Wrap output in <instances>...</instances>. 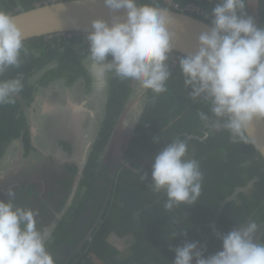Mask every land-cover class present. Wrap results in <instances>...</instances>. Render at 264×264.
Here are the masks:
<instances>
[{
    "label": "trees",
    "instance_id": "obj_1",
    "mask_svg": "<svg viewBox=\"0 0 264 264\" xmlns=\"http://www.w3.org/2000/svg\"><path fill=\"white\" fill-rule=\"evenodd\" d=\"M50 1L1 0L0 10L18 14L35 8L38 3L43 5ZM174 1L182 5L196 4L209 12H212L218 2ZM138 2L149 3L158 8L166 7L163 0ZM244 10L248 15L255 17L259 26L264 27V0H245ZM24 44L26 51L21 53L20 66L9 68L0 76V79L21 78L23 90L19 95H33V87L29 81L50 61H55L57 66L46 77H63L69 85L77 78L84 77L90 90L93 83L91 73L81 66L83 58L88 55V46L84 44L82 36H53L49 40L41 37L24 41ZM109 75L105 120L84 164L83 158L78 160L77 154L85 134L78 132L76 123L72 130L65 126L62 132L57 125L51 129L53 132L45 129L47 140L43 141V149L53 155L51 159L46 157V162L49 163L48 160L54 158L57 160V156L63 154L67 157L66 162L57 161L63 165L66 173L75 176L79 171L81 175L78 185L79 201L74 202L69 211L70 216L80 219L93 195L89 190L98 185V181L102 182L100 186L106 182L114 185L113 193L105 203L99 227L92 230L90 226H85V241L79 245L76 243V246L68 243L71 252L63 257L55 253L68 240H72L71 229L66 221H63V224L59 222L57 228H54L47 242V249L53 255L55 264H173L174 249L185 242H197L199 248L204 244L200 250L207 257L222 249V241L217 233L227 234L250 219L259 224L261 230L264 229V159L253 147L245 132L242 138L234 139L231 132L219 128L220 130L211 131V136L206 137L207 128L203 129L205 121L199 114L204 112L209 115V127L213 130L215 123L209 111L210 105L202 100L200 105L193 104L199 99H192L191 89L185 86L180 68L172 72L165 93L156 95L148 91L146 94V106L125 155V161L131 163L132 169L122 164V171L118 172L114 179L105 178L102 174L107 166L103 163V155L129 100L133 82L120 80L112 73ZM32 99L31 96L29 101ZM191 105L192 108L188 111L187 108ZM21 108L22 104L17 96L15 103L0 105V162L4 149L12 140L22 138L28 155L35 151L31 143L28 118ZM198 135L205 137V140ZM177 138L187 140V158L196 159L200 163L203 173L202 193L195 205H180L169 211L164 208L165 194L156 193L149 186L152 168L150 164H153L155 154ZM57 146L61 150H58ZM141 152L147 154V157L151 155L153 161L142 165L139 159ZM259 156V160L255 162L254 159ZM144 174H147L149 179H142ZM252 182L251 193L240 195L241 205L236 203V199L225 204L239 188H245ZM129 236L134 243L123 249L122 243ZM262 242L264 243V235Z\"/></svg>",
    "mask_w": 264,
    "mask_h": 264
},
{
    "label": "clouds",
    "instance_id": "obj_2",
    "mask_svg": "<svg viewBox=\"0 0 264 264\" xmlns=\"http://www.w3.org/2000/svg\"><path fill=\"white\" fill-rule=\"evenodd\" d=\"M103 3L113 14L111 23L95 19L87 34H79L87 35L83 38L88 46L90 70L100 82L112 73L120 80L136 82L145 92L159 95L167 91L172 72L180 68L192 99L210 105L217 129L223 128L234 137L242 138L255 121H264V27L258 25L253 15L246 13L245 0H218L212 12L196 4L182 5L174 0H163L164 8L141 4L138 0H103ZM193 6L203 9L210 18L188 12ZM167 9L210 25L198 36L195 51L185 56L173 51L176 34ZM122 10L123 15L116 14ZM71 34L77 33L47 37L72 38ZM24 40L15 18L0 10V76L9 68L20 66L21 53L26 51ZM172 53L180 57L174 66L168 63ZM94 86L92 83L89 90L86 83L89 91L95 92L97 86ZM22 90L20 77L0 79V105L15 103V97ZM107 104L108 98L105 114ZM26 106L30 104L27 102ZM199 115L205 125L208 124L207 130L210 129L209 115L204 112ZM87 125V131H80L85 137L92 128L89 122ZM36 147L38 151L43 149L40 144ZM187 156V140L177 138L154 158L149 186L154 192L165 194L166 210L195 205L201 196L200 163ZM142 179L149 177L144 174ZM15 196V191L9 188L6 199H0V264H55L47 249L52 227H37L38 212L16 205ZM259 228L255 221H249L227 234L217 233L222 249L207 257L200 250L204 244L199 248L197 242H185L174 249L173 264H264V243L256 239L260 236L256 237Z\"/></svg>",
    "mask_w": 264,
    "mask_h": 264
},
{
    "label": "flooded vegetation",
    "instance_id": "obj_3",
    "mask_svg": "<svg viewBox=\"0 0 264 264\" xmlns=\"http://www.w3.org/2000/svg\"><path fill=\"white\" fill-rule=\"evenodd\" d=\"M56 66H57V63L55 61H50L49 63L45 64V67L52 68V69L56 68ZM41 72H42V70L37 72L36 74H39ZM36 74H34L33 77ZM42 76H43V74H42ZM33 77L30 79V81L33 80ZM85 81L86 80L84 77H79L75 80V82L72 85H69V84H67V81L63 77L50 78V77H46V75H45L44 77H42L41 80L38 81L39 84H36L33 82H32V85L30 84L33 87V95H32L33 99L31 101H28V102L31 106L35 101V96L39 92L42 93V89L48 90L51 87L50 86L51 84L59 85V87L56 88L58 91L59 100L61 101V104H62V102H64V103L62 104L61 107H58L56 105H52V104H49L48 102H45V106H47L49 108L48 115L52 114L51 115L52 118L50 119V117H51L50 116L49 119L53 120L55 123L57 122V127H60L61 132L64 131L65 124L68 122L69 111H71L73 114H75V116L77 117V120L85 121V119H86V120H88V122L91 125L92 121L94 120L95 113H97L98 109H100V108L102 109L103 106H102L101 99L99 97L97 98L95 93L93 95L94 97L88 96V94L93 92V91H89L87 89ZM62 82H64L65 85H62L61 84ZM64 99H65V101H64ZM68 100L72 101L71 103L74 105L75 110L69 109ZM87 102H89L93 106L92 111L89 112L90 115H87L88 108H86V106H85ZM94 109H95V112H94ZM84 110H85V113H83V114L80 113V111H84ZM104 112H105V110H104ZM39 115L40 116L38 118V121H39V125H40V120H39L40 117L42 119L46 120L45 117H47V116L44 117L43 114H39ZM55 117H56V119H55ZM104 120H105V117H103V119L101 120L102 125H103ZM28 124H29V133H30V138H31V143H32L33 148L36 151H38V148L36 146L38 144H40L42 146V148L45 149V146L42 143L43 141H45V139L43 137L44 136L43 133L45 132L44 131L45 127H44V129H41L38 127V129L42 133L35 135V133L33 132V129H34L33 121H32V123H30V120L28 119ZM50 126H51V123L48 125L47 129H49ZM207 126H208V124L204 125L203 129L207 128ZM211 131L212 130H210V132ZM206 132H207L206 137H208L210 134L209 129ZM198 137L201 138L199 135H198ZM201 139L205 140V137H203ZM15 141H19L20 143L22 142L21 145L23 148H25L24 143L22 141V138L15 140ZM15 141L12 140L11 142H9L7 144V146H9L12 142L14 143ZM122 149H123V147H122ZM8 150L9 149H7V147L4 149L5 153H4V156L2 157V161L0 162V167L1 166L4 167L7 164V159H6L5 154H7ZM108 153L106 155L104 153V155H103V163L107 166V169L105 172H103L102 175L107 179L109 177H112L114 179L116 174L118 172L122 171V169H123L122 164H125V165L130 164V166H131V163H127L125 161L126 153H124L122 158L115 157V156L119 155V152L116 150L113 151L110 155H108ZM48 162L50 163V162H52V160H48ZM141 162L143 164V161H141ZM77 168H79V166ZM0 172H1V169H0ZM10 172H11V175H13V168H12V171L10 170ZM77 174H79V171ZM77 176L76 175L70 176L67 173H66V175H64L63 173L47 172V175H46L45 179L42 181V183H40L41 180L36 181L37 183H40V184L35 186V185L30 184L29 181L27 183L23 182L22 184L14 187L13 190L15 191L16 194L23 195L22 203L24 204V207H26V208H28V205H29V206H32L31 209L34 210V207L35 206L37 207L39 202H37L36 204H32L33 199L36 198V199L40 200V206H39L40 212H42L44 214L46 212L47 213H46V217H44V216L40 217L39 215L37 216L38 227L42 228L45 226H51V223L54 219L55 221H57V224L55 226V228H57V226L59 225V222H62V224H63V221H66L68 223L69 228L71 229V233H70L71 238H73L74 235H78L76 240H78V242L80 241V243H81V242L85 241V239H84L85 236L83 235V228L85 226H90L92 230H95L99 227V222L101 221V215L104 212L105 203L111 197L113 190H114V185H113V183L106 182L103 186H100V184L102 182L98 181V185H96V186L94 185L92 187V190H89L87 188L89 191L93 192V195H92L91 199L89 200V202L86 204V208L83 211V213L81 214L80 219L77 220L76 218H73L72 216L69 215V211H70V209L73 208L74 202L76 200L79 201L80 192H79V187H78L79 184H76L77 183V180H76ZM41 186L43 187V190L45 192L44 195L46 198V200L43 203L41 201V192H42ZM32 188H38L39 189V190H35V193H36L35 196L30 195L28 193V192H30V189H32ZM81 193H83V192H81ZM250 193H251V191H250ZM241 194H243V193H241ZM241 194H239V196L237 197L238 199H240ZM66 196H67V198H66ZM20 199H22V197H20ZM241 203H242V200H241ZM41 206H42V208H41ZM47 219H49L48 223H46ZM44 221H45V223H44ZM249 221H253V219H250ZM263 231H264V229L261 230V227H260L259 231L256 234V237L260 234V236H258L259 238H256L257 242H259V243H263L262 242V237L264 235ZM89 239L92 240V237H90ZM68 243L69 242H66L63 246H61L60 250L57 251L56 253L64 251L65 248L67 249L68 253H70L71 248H70ZM80 243H78V245ZM62 255L63 256L67 255L66 251H64ZM63 256H61V257H63Z\"/></svg>",
    "mask_w": 264,
    "mask_h": 264
},
{
    "label": "rangeland",
    "instance_id": "obj_4",
    "mask_svg": "<svg viewBox=\"0 0 264 264\" xmlns=\"http://www.w3.org/2000/svg\"><path fill=\"white\" fill-rule=\"evenodd\" d=\"M51 1H53V0H51ZM250 1L256 2L257 0H250ZM41 4L42 3H38L36 5H41ZM1 5H2V3H0V6ZM46 38L48 40L51 39L48 37H46ZM86 61H88V62L86 63L85 61H83L82 62L83 64L81 63V66L84 67L85 69H89L91 62H90V60H86ZM52 71H53L52 68H47V67L43 68L42 72L39 74H36L33 77V80L29 81V83L31 85H32V82L39 84L38 81L41 80L42 77H44L45 75H50L52 73ZM42 74H43V76H42ZM104 80H105V81H103L104 83L103 82L100 83V79H97V78H96V80L94 79L95 87L98 85L95 88V95L97 98L99 97L101 99L103 108L98 109L97 113H95L94 120L92 121V124H91L92 129H91V131L88 132L87 137L84 136V138L82 139V143L80 144V150L77 154V157H78V160H81L83 158V161H82L83 164L85 163V161L89 157V154L92 150V145L94 144V142H95V140H96V138L100 132V129L102 127L101 120L103 119V117H105L104 108L106 107V102H107V98H108V94H109L108 84L110 85V75L108 77L106 76L104 78ZM61 84L65 85L64 82H62ZM50 86L51 87L48 90L42 89V93L39 92L35 96V101L30 107H27L26 105H27V102L29 101V99L31 98L32 95L25 94L22 97L21 95L18 94L17 99L19 100V102H22L23 104H25V106L22 105L21 110L25 113L26 117L30 120V123H32V121H33V127H37V128L39 127L41 129H44V127H45V129H47L48 125L51 123L49 131L53 132L51 129L53 128V126L55 124L57 125V122L52 123V120H50L52 116L50 117L48 115L49 111L47 113L43 112L44 107H45V109H47L46 108L47 106H45V102H48L49 104H52V105H56L58 107H61L64 102H62V104H61V101L59 100L58 91L56 89L59 87V85L51 84ZM133 92L135 95L133 94ZM146 94H147V92L140 89L136 82H134V81L132 82V89H131L130 96H129L130 99L128 100V102L126 104V105H129L131 103L132 99H134L136 101L135 104L130 106L132 116L135 113H138V110L143 109L145 107L146 101H147ZM93 95H94L93 92L88 94V96H90V97H94ZM64 101H65V99H64ZM68 102H69V106H70V103L72 101L68 100ZM193 104L194 105L195 104L200 105V100L195 101ZM85 106H86V108H88L87 115H90L89 112L92 111V108H93L92 104L87 102ZM190 108H192V105L188 106L187 110L190 111ZM94 112H95V109H94ZM80 113H82V114L85 113V110L80 111ZM39 114H43L44 117L47 116V117H45L46 120L42 119L40 117V119H39L40 125H39V121H38V118L40 116ZM49 117H50V119H49ZM55 119H56V117H55ZM76 119H77V117L75 116V114H73L71 112L69 114L68 122L65 124V126H67L70 130H72L74 127V124L76 123L77 128H78V132L87 131L88 130V125H87L88 120L85 119V121H80V120H76ZM77 121H78V124H77ZM129 121L132 122V118ZM131 122L129 124H131ZM213 128H214L212 130L213 132L220 130V129H217L215 125H213ZM209 133H210V129H209ZM209 136H211V134H209ZM43 137L45 140H47L46 135H44ZM232 137L234 139L236 138L233 135H232ZM57 148H58V150H61L58 146H57ZM7 149H9V150H8L7 154H5L6 159L9 156H11L13 158L15 157L18 160H20L22 157L23 161H30V157H32L33 160L30 161L31 163H29L26 168H24V165H22L21 163L16 164L15 165L16 169H15V171H13V175L9 179H6L4 181H0V191H1L0 199H3V197L6 199L5 194H6L7 190L9 188L13 189L14 187L22 184L23 182L27 183L29 181L30 184L35 185V186L42 183V181L45 179L48 171H51L53 173H63L64 175H66V170L63 168V165L57 161L58 159L56 160L54 158V160H56L55 162H53L54 160H52V162H50V163L46 162L47 159H45V158L47 157L48 159H51L53 157V155L47 153L44 149H40L39 151H34L30 154V156H28L26 153V150L24 148H22L21 143L19 141H15L14 143L12 142L9 146H7ZM141 155H140L139 159L141 161H143V164L140 161V163L142 165L150 164L151 161H153V157L151 155L147 157V154H142V152H141ZM155 155H157V154H155ZM65 160H66L65 158L60 157L61 162H64ZM150 165L152 166V164H150ZM127 166L129 167V169H132V166H130V164H128ZM0 169H1L0 175L8 174V172L11 170V166H7V165H5L4 167L1 166ZM77 175H76L77 176L76 180H78V182L76 184H79V182L81 180V175L80 174H77ZM39 180H41V182L37 183L36 181H39ZM252 188H253V182L250 183L247 187L239 188L237 190V192L235 193V194H237L235 199H236V203L238 205H241V200L237 198L239 196V194H241V193L249 194L250 191L252 190ZM35 190H39V189L38 188H32V189H30V192H28V193L30 195L35 196L36 195ZM41 191H42L41 192V201L43 203L46 200V198H45V195H44L45 192H44L42 186H41ZM20 197H22V199H20ZM248 198H249V200L251 199V197L249 195H248ZM227 200H229V199H227ZM22 201H23V195L16 194L14 203L20 207H24V204L22 203ZM33 201H32V204H36L37 202H39L38 206L34 207V210H36L39 213L40 212V209H39L40 200L35 198V199H33ZM31 207L32 206L28 205V208H31ZM24 208H26V207H24ZM41 208H42V206H41ZM48 222H49V219H47L46 223H48ZM44 223H45V221H44ZM37 227H38V225H37ZM54 228L55 227H52V233L54 231ZM77 237H78V235H74L72 240H68L67 242H69V244H71L72 246L73 245L76 246V243L77 244L80 243V241L78 242V240H76ZM133 243H134V241L132 240L131 236H129L128 238L124 239V241L122 243V248L127 249ZM64 251H66V253L68 254V251L66 248L64 249ZM64 251L56 253V254H58V256L61 257V256H63L62 253ZM128 253L129 252H127V254Z\"/></svg>",
    "mask_w": 264,
    "mask_h": 264
},
{
    "label": "water",
    "instance_id": "obj_5",
    "mask_svg": "<svg viewBox=\"0 0 264 264\" xmlns=\"http://www.w3.org/2000/svg\"><path fill=\"white\" fill-rule=\"evenodd\" d=\"M167 10L170 11L173 18L172 30L176 34L173 51L182 54L183 56L195 51L198 36L201 32L206 31L210 25L195 17L169 9ZM116 14L123 15V10ZM11 15L15 18L17 26L21 29L25 37L24 41H27L59 33L70 32L87 34L91 28V22L93 20L103 19L111 23L113 14L105 7L103 0H62L46 2L43 5H37L31 10ZM135 103L136 101L132 99L131 103L126 105L122 116L114 129L105 155L108 152V155H110L116 150L119 152V155L115 157L122 158L124 153L129 149L136 126L145 108L138 110V113H135L132 116L130 106ZM69 109H74L72 103H70ZM48 111L49 108L45 109L44 107L43 112L47 113ZM70 113L71 111H69V114ZM51 115L52 114L49 116ZM131 118L132 122L129 121ZM53 122L54 121L52 120V123ZM130 122L131 124H129ZM36 131L37 130L34 127L33 132L35 134ZM245 134L253 147L264 159V121H255L251 127L245 131ZM258 159L259 158L255 161ZM236 196L237 194L229 198L225 204L234 200Z\"/></svg>",
    "mask_w": 264,
    "mask_h": 264
},
{
    "label": "crops",
    "instance_id": "obj_6",
    "mask_svg": "<svg viewBox=\"0 0 264 264\" xmlns=\"http://www.w3.org/2000/svg\"><path fill=\"white\" fill-rule=\"evenodd\" d=\"M89 55V54H88ZM88 55H86L84 58H83V60L82 61H85L86 63L88 62V61H86V60H89L88 59ZM89 71H90V73H91V76H92V81H93V86H94V79L96 80V77L93 75V73L91 72V70H90V68L88 69ZM109 76V74H107V77ZM103 81H105L104 79H103ZM102 82V81H101ZM100 82V83H101ZM104 83V82H103ZM98 86V85H97ZM94 88H95V86H94ZM93 93H95L94 91H93ZM48 108V107H47ZM36 134H40V131L37 129V131H36ZM35 134V135H36ZM60 157H63V158H65L66 160H67V157L65 156V155H63V154H59L58 156H57V159L58 160H60ZM33 159H32V157H30V161H32ZM66 160L64 161V162H66ZM30 161H23V159H22V157H21V159L20 160H18V159H16L15 157L13 158V157H11V156H9L8 158H7V166H11V171H12V168H13V171H15V165L16 164H18V163H21L22 165H24V168H26L27 167V165L29 164V163H31ZM12 175H11V172L9 171L8 172V174H2V175H0V181H4V180H6V179H9L10 177H11ZM0 193H1V191H0ZM47 213V212H46ZM46 213L44 214V213H42V212H39L38 214H39V216L40 217H46ZM39 217V218H40ZM56 224H57V221H55L54 219H53V221H52V223H51V227H55L56 226ZM64 264H73V263H64Z\"/></svg>",
    "mask_w": 264,
    "mask_h": 264
},
{
    "label": "built area",
    "instance_id": "obj_7",
    "mask_svg": "<svg viewBox=\"0 0 264 264\" xmlns=\"http://www.w3.org/2000/svg\"><path fill=\"white\" fill-rule=\"evenodd\" d=\"M168 2H170V0H167ZM177 9L179 8L178 5L175 6ZM188 12L194 14V15H197V16H201V17H207V18H210V15H208L203 9H199V8H196V7H190L187 9ZM73 36H79V34H71L70 37H73ZM86 36L87 35H83V37L86 39ZM179 56L175 53H172L170 58H169V61L168 63L171 65V66H174L176 64H178V60H179Z\"/></svg>",
    "mask_w": 264,
    "mask_h": 264
},
{
    "label": "bare ground",
    "instance_id": "obj_8",
    "mask_svg": "<svg viewBox=\"0 0 264 264\" xmlns=\"http://www.w3.org/2000/svg\"><path fill=\"white\" fill-rule=\"evenodd\" d=\"M138 93V92H137ZM133 94H134V92H133ZM135 95V94H134ZM138 100V99H137Z\"/></svg>",
    "mask_w": 264,
    "mask_h": 264
}]
</instances>
